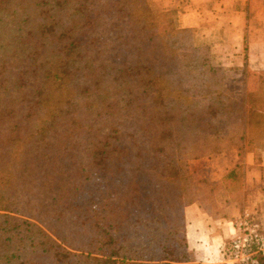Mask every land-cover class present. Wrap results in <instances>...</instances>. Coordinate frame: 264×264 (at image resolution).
<instances>
[{
  "label": "trees",
  "instance_id": "obj_1",
  "mask_svg": "<svg viewBox=\"0 0 264 264\" xmlns=\"http://www.w3.org/2000/svg\"><path fill=\"white\" fill-rule=\"evenodd\" d=\"M195 35L150 0H0V264L194 261L189 162L264 150V73L232 92Z\"/></svg>",
  "mask_w": 264,
  "mask_h": 264
},
{
  "label": "rangeland",
  "instance_id": "obj_2",
  "mask_svg": "<svg viewBox=\"0 0 264 264\" xmlns=\"http://www.w3.org/2000/svg\"><path fill=\"white\" fill-rule=\"evenodd\" d=\"M256 2V0H247L246 5L244 6V23H246V28L244 32H239V35L235 30H233V47L231 50H229L228 44L225 43L226 38L224 37V34L226 29L224 24H226L227 22H225L224 19H219L218 21H208L206 23V26L202 28V30H200L201 34L197 33V36L195 35L197 45L210 48L214 64L220 65L225 69L227 75L226 84L228 89L236 94H243L244 97H247L248 89H250L249 87H251L248 83L249 78H257V76L259 77L261 73H264V21L257 19L258 13H261V17L264 15V4L257 5ZM245 44H247L248 46L247 63L245 61ZM241 147L242 142L240 141L230 143L229 145L224 147L218 154L206 156L189 162L192 178L195 181H206L210 184L216 203L212 210L214 216H210L205 213L201 209L199 203H194L193 205L187 207V225L190 220L194 219L193 217L196 214L194 212V209L199 208V210L201 211V221H206L211 231H214L215 228L218 229L219 233H213L214 239H211L212 243L207 244L206 249L203 248L200 252L206 255L205 252L209 253V249L211 248L212 255L214 256L215 254H218V251L220 250L224 254L226 261L228 262H222L219 264H231L229 262L231 239L227 237L225 229L231 227L230 223L236 222L244 214V212H237L235 215H232L233 213H231L229 209L230 207L234 208L231 203L241 202V193L239 191L242 190L245 184L244 182L247 174L246 162L248 160L251 162L252 160H254V162L257 160L262 161L261 153L257 154L245 152L243 156H240L239 151ZM232 152L235 153L236 162H240V164L236 166V171L238 173L232 176L228 175L219 182L210 181V173H212V169L215 168L214 165L216 159L222 158V155L224 154H230L229 156L232 160ZM262 152L264 153V150ZM218 164L220 165V167H218L217 165V171L221 172V170L219 169H222V165L221 163ZM257 164L258 163L255 162V164L251 166L255 167L257 166ZM229 168L230 167H224L223 170H228ZM242 168L244 170L243 172ZM261 170L262 176H264V167ZM259 186L264 185L262 184V182H260ZM258 191L260 192V190L256 189H253L251 191L253 195L250 198V202H248V206L250 208H255L256 206L259 207L262 205V203H257L258 196H254V194ZM262 201L264 202V197H261V201L259 202ZM238 205L240 204H237L236 207H239ZM243 207L244 206L242 205V208ZM260 214L262 220L264 221V214ZM221 236L223 239H221ZM216 240H219L218 244L216 243ZM189 247L190 250L195 253L194 261L182 260L180 264H215V259H210L209 262L202 263L197 257L196 252L191 248L190 244Z\"/></svg>",
  "mask_w": 264,
  "mask_h": 264
},
{
  "label": "crops",
  "instance_id": "obj_3",
  "mask_svg": "<svg viewBox=\"0 0 264 264\" xmlns=\"http://www.w3.org/2000/svg\"><path fill=\"white\" fill-rule=\"evenodd\" d=\"M256 1L257 5L264 4V0ZM150 2L155 8L160 11H177L178 22L180 23L181 27L197 30V33L199 34H201L200 30H202V28L206 26V23L208 21H218L219 19H224V21L227 22L226 24H224L226 29L224 37L226 38L225 43L228 44L229 50H231L233 47V30H235L239 35V32H244L246 28V23H244V6L246 5L247 0H150ZM257 19L264 21V15L261 17V13H258ZM229 155L224 154L222 155V158L216 159L214 165L215 168L212 169V173H210V181H222L226 176L236 170V166L240 164V162H236L235 153L232 154V160L230 159ZM261 157L262 161H255L258 163L255 167L251 166L255 164L254 160H252V162L249 160L246 162L247 174L244 182L245 184L241 190V202L231 203L232 206H234V208L236 209L230 207L229 210L231 211V213H233L232 215H235L237 212L253 213L264 226V221L262 220L260 214H264V202H259L261 201V197H264V186H259L260 182H262V184L264 185V176H262L261 170L264 167V153H262ZM218 163H221L222 165V169H219L221 170V172L217 171V165L218 167H220ZM224 167L230 168L228 170H223ZM253 189L260 190V192L258 191L254 194V196H258L257 203H262V205L259 207L256 206L255 208H250L248 206V202H250V198L253 195V193L251 192ZM237 204H240L238 205L239 207H236ZM242 205L244 206L243 208ZM194 212L196 213L193 217L194 219L190 220L187 225V234L189 244L191 248L196 252L197 257L202 263H207L210 261V259H215V264L228 262L226 261L224 254L220 250L218 251V254H215L214 256L212 255L211 248L209 249V253L205 252L207 256L200 252L203 248L206 249L207 244L212 243L211 239H214V234H217L219 232L217 228H215L214 231H211L208 223H206V221H201V211L199 210V208L194 209ZM225 230L227 233V237L229 239H232L230 232H233L234 229L232 227H229ZM221 239H223L222 236ZM218 242L219 240H216L217 244Z\"/></svg>",
  "mask_w": 264,
  "mask_h": 264
},
{
  "label": "built area",
  "instance_id": "obj_4",
  "mask_svg": "<svg viewBox=\"0 0 264 264\" xmlns=\"http://www.w3.org/2000/svg\"><path fill=\"white\" fill-rule=\"evenodd\" d=\"M229 262L231 264H258L264 256V226L253 213L245 212L236 222H231Z\"/></svg>",
  "mask_w": 264,
  "mask_h": 264
}]
</instances>
